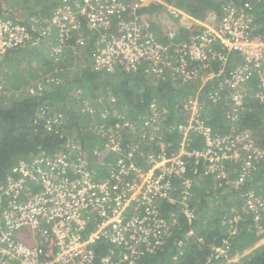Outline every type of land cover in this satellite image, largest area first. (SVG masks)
<instances>
[{
	"label": "built area",
	"instance_id": "2783aa9c",
	"mask_svg": "<svg viewBox=\"0 0 264 264\" xmlns=\"http://www.w3.org/2000/svg\"><path fill=\"white\" fill-rule=\"evenodd\" d=\"M13 2L0 0V61L11 50L53 36L58 47L53 45L50 54L55 57L68 46L66 41L73 40L76 47L93 45L92 61L97 68L111 70L114 63H122L126 69H135L141 60H147L150 70L160 73L162 65L173 68L179 61L175 67L183 79L198 75L200 67H210L209 61L216 59L222 61V67L217 73L209 70L208 78L224 73L226 62L235 54L236 63L231 61L233 67L220 86L230 90L232 105L237 107L243 103L242 85L252 67L257 68L256 76L264 86V36L254 33L252 19L238 6L223 5L219 13L208 11L199 32L183 44L176 40V29L160 37L148 29L141 14L146 0H61V9L51 15L46 26L40 17L21 15L20 5ZM152 2L168 8L164 0ZM12 6H16L14 13ZM167 11L172 17L181 12L174 7ZM163 39L176 40L174 44L180 46L175 49L178 58L174 63L168 60ZM187 60L199 62V68H188ZM110 101L115 103L114 98ZM199 107L197 98L183 106L187 123L179 125L183 140L177 152L145 155L136 150L137 156L129 150L125 157L110 163L108 175L103 177L90 166L81 144L19 159L0 185V264H136L146 252L164 243L167 220L161 201L180 197L181 204L187 203L191 159L195 165L200 158L206 161L205 174L228 178L235 188L243 186L250 177L253 157L264 151L248 133L221 135L204 124ZM123 124L130 126L128 120ZM190 132L201 138L202 149L187 148ZM103 137L109 151L121 153L114 131L108 129ZM238 161L241 170L232 175L228 164ZM173 178L185 190H178ZM242 195L246 208L258 220L264 210L263 198L252 189ZM183 211L190 219L191 209L186 205ZM99 243L110 247L101 256L95 252ZM230 255L226 245L213 247L208 262Z\"/></svg>",
	"mask_w": 264,
	"mask_h": 264
},
{
	"label": "trees",
	"instance_id": "16d2710c",
	"mask_svg": "<svg viewBox=\"0 0 264 264\" xmlns=\"http://www.w3.org/2000/svg\"><path fill=\"white\" fill-rule=\"evenodd\" d=\"M29 1L34 5L38 0ZM164 1L167 5L178 6L176 8H181L194 20L188 28H176V40L178 38L180 43L188 44L191 37L202 28L201 21L207 12L214 10L219 13L223 5L238 6L252 19L254 33L264 36V0ZM17 5L21 8L20 3ZM37 5L34 9L31 8V15L41 18V15H52L60 10L61 0H53V4L47 0H39ZM26 6L22 5V8L27 9ZM160 8L166 7L146 0L141 13L149 18L154 10ZM10 9L14 13L16 6ZM168 16L171 17L172 14L169 12ZM176 40H162L168 49V60L173 63L178 58L175 49L180 47L174 44ZM66 43L72 44L79 51L81 60L76 66L72 62L69 64L71 56L66 53V49L58 57L49 53L46 58L45 54H40L46 58L40 64L51 66L44 70L47 76L42 77L48 86L38 91L22 92L19 96L14 94L13 89L17 88L15 85L13 88L10 86V94L0 90V185L19 159H26L38 151L56 153L63 147L65 149L70 139L80 141L83 151L88 155L90 166L100 177L108 175L110 163L125 157L129 150H137L145 155L160 151L167 154L177 152L183 140L179 125L187 123L183 106L194 98L199 102V116L204 124L221 135L234 131L248 133L254 144L264 151V86L256 76L257 68L252 67V73L243 83V103L237 107L232 105L230 90L220 86L223 78L228 77V70L236 63H232L231 58L226 62L224 73L208 78L209 70L217 73L222 67V61L216 59L209 61L210 67H200L201 74L183 79L176 71L179 61L175 63L176 67L172 65L173 68L162 65L160 73L150 70L151 63L147 60H141L135 69H126L122 63H114L111 70L100 69L92 61V44L76 47L73 46V40ZM216 48L224 51L221 46ZM20 51H23L22 47L7 52L0 61V67L6 63L7 58L15 57ZM188 62L190 69L200 65L199 62L187 60ZM111 98L115 99V103L110 101ZM93 120V127L99 128L98 131L94 134L92 130L82 132V125ZM125 120L130 122L129 127L124 126ZM146 120H149L148 124H145ZM75 126L77 136L62 134L63 128L73 130ZM108 129L116 133L121 147L119 154L109 151L105 146L107 140L103 135ZM185 142L187 148L200 150L204 146L201 138L194 132L188 134ZM85 143L89 145L87 150L84 148ZM136 144L139 147H134ZM137 151L135 154L139 156ZM203 163L206 164V161L202 158L196 165L191 159L187 167L192 186L189 193H185V201L192 211L191 218L182 210L183 205L179 199L171 197L162 200L161 206L167 220L164 243L153 251L146 252L136 264H211L208 259L213 247L226 245L231 255L242 254L264 237V210L260 218L255 220L252 212L246 208L245 197L242 195L249 189L264 191V153L253 157L250 177L240 188L233 187L228 178L218 179L221 188L226 189L222 195L214 193V185L207 188L209 192L205 193L207 189L204 187L212 184L211 177L214 175L204 173ZM239 163L240 161L228 164L227 169L232 171V175L241 170ZM172 181L178 190H185L178 180L173 178ZM220 203L223 205L220 210L214 207ZM233 203L234 209L229 214ZM109 248L105 243L97 244L96 255L101 256ZM237 264H264V243L252 248L249 253L242 254Z\"/></svg>",
	"mask_w": 264,
	"mask_h": 264
},
{
	"label": "rangeland",
	"instance_id": "374dc122",
	"mask_svg": "<svg viewBox=\"0 0 264 264\" xmlns=\"http://www.w3.org/2000/svg\"><path fill=\"white\" fill-rule=\"evenodd\" d=\"M13 1L21 4V9L19 12H21V15H24L27 19H29V16L32 13L31 8L34 9L33 7L37 5L39 0L35 1V2L33 0L34 5H32L31 1H29V0H21V1L20 0H13ZM47 2L53 4V0H47ZM22 5H24V6L28 5V6H30V8L28 6H26L27 9L22 8ZM168 5L169 6L167 9H169L170 7H174L175 9H179L181 12L178 15H174V17H172V16L169 17L168 13L166 12L167 9L166 8H160L156 11L154 10L153 13L149 16V18H147L151 22L153 21V23H154V25H152L150 31H152V33L156 37L163 36L165 31H170L173 29L175 30L179 26L188 28L189 26L192 25V23L194 21L193 18L188 16L186 13H184L181 10V8H176L178 6H176L174 4H168ZM26 15H28V16H26ZM41 19H43V26L48 25L51 21V13L41 15ZM205 20H206V18H205ZM205 20H204V22H205ZM202 22H203V20H202ZM52 37H50V38L47 37V38L43 39L42 41L38 40L37 42L31 43V44L27 45L24 49L22 48L23 51H20V53H17L15 57L7 58L6 63L0 67V85L2 86V88L0 90H3L5 93L8 92L10 94L9 90L10 91L12 90V89H10V86L12 85V88H13V85H15L17 88L13 89L14 94L16 96H19V95H22V92L25 93L26 91H38L41 88L48 86V85H46L47 83L45 81H43L42 77H44V75L47 76V73L45 74L44 70L48 69L49 65L44 66L40 63H42L43 59H46L48 57V54L52 51L51 47L53 45L56 46V44L51 39ZM56 47H58V46H56ZM59 48H62V46L60 47V45H59ZM63 49H66V53H68V55L71 56V60H69L68 63L70 64L72 62V64L74 66H76L78 64L79 60H81V55H80L79 51L76 50L75 48H73L72 45H68L67 47H63ZM64 52H65V50H63L60 55L64 54ZM40 54H45L44 56H46V58H44V56L43 55L41 56ZM79 57H80V59H79ZM231 61L232 62L236 61V57L235 56L232 57ZM39 65H42V66H39ZM9 66H10V68H9ZM49 67L51 68V66H49ZM49 71H50V69L47 72H49ZM201 71H202V68H199L198 74H201L202 73ZM92 122H94V123H92ZM92 122L90 121V122L84 124V126L82 125V128H81L82 132L87 133L90 130L94 131L93 134L95 132H97L99 128L95 129V127H93V125L95 124V121L93 120ZM62 131H63L62 134H64V135H70L72 137H75L78 135V131H77L76 126L73 127V130H71V129L69 130V128L64 130V128H63ZM141 142L142 141H140V144H141ZM72 143H75L78 145V144H80V141L78 139H70L67 141V144L65 146L68 147L69 144H72ZM88 146L89 145L87 143H85L84 148L87 150ZM258 149H260V148L258 147ZM230 172L232 173V171H230ZM213 177H211L212 184H210V186L206 185L204 187V189H207V188L214 185V193L218 194V195H222L226 191V189L221 188L222 187L221 182L218 180L220 178H218L215 174ZM252 187H255V186H252ZM206 192H209V190L208 189L205 190V193ZM256 192L264 200V195H263L264 191L256 190ZM206 197H209V196L206 195ZM179 198L180 197H176V199H179ZM233 202H235V201H233ZM182 204H185V203H182ZM186 205H187V203L183 206H186ZM234 205H235V203H233V205L229 208V211H230L229 214H231L232 209H234ZM222 206L223 205L220 203L219 205L214 206V207L218 208L220 210V208ZM188 208H189V206H188ZM226 208H227V206H225L224 209H226ZM182 210H183V208H182ZM261 239H260L261 241H258L253 245L254 246L253 248H257L264 243V237H262ZM246 250H248V249H246ZM250 251H248L247 253H249ZM247 253L245 252L243 255H245ZM228 257H230V256H228ZM228 257L227 258H225V257L220 258L219 260H217L216 262L211 263V264H215V263L217 264V262L222 263L225 260H227Z\"/></svg>",
	"mask_w": 264,
	"mask_h": 264
},
{
	"label": "crops",
	"instance_id": "0c3cea01",
	"mask_svg": "<svg viewBox=\"0 0 264 264\" xmlns=\"http://www.w3.org/2000/svg\"><path fill=\"white\" fill-rule=\"evenodd\" d=\"M142 14V13H141ZM143 15H144V13H143ZM146 20H147V22H148V24H149V27H148V29L149 30H151V27H152V23H153V21L151 22L149 19H147L146 18ZM262 240V239H261ZM261 240H259V241H261ZM259 244V243H258ZM253 247H251V248H249L248 250H244L243 252H242V254H244L245 252L247 253L248 251H250L251 249H252ZM241 253H235V254H233V255H230V257H228V259L227 260H225L224 262H217V264H237L238 263V261H239V258H240V256L242 255ZM230 262V263H229ZM216 264V263H215Z\"/></svg>",
	"mask_w": 264,
	"mask_h": 264
}]
</instances>
